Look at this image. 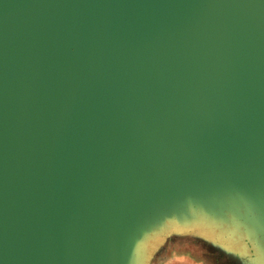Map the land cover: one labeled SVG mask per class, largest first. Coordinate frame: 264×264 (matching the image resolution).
<instances>
[{"label":"water","instance_id":"water-1","mask_svg":"<svg viewBox=\"0 0 264 264\" xmlns=\"http://www.w3.org/2000/svg\"><path fill=\"white\" fill-rule=\"evenodd\" d=\"M192 204L264 217V0H0V264H140Z\"/></svg>","mask_w":264,"mask_h":264},{"label":"rangeland","instance_id":"rangeland-1","mask_svg":"<svg viewBox=\"0 0 264 264\" xmlns=\"http://www.w3.org/2000/svg\"><path fill=\"white\" fill-rule=\"evenodd\" d=\"M223 205L154 216L140 264H264V217L239 219Z\"/></svg>","mask_w":264,"mask_h":264}]
</instances>
